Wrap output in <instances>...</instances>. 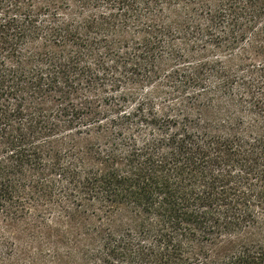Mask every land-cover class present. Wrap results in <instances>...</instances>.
I'll return each mask as SVG.
<instances>
[{
  "label": "trees",
  "instance_id": "16d2710c",
  "mask_svg": "<svg viewBox=\"0 0 264 264\" xmlns=\"http://www.w3.org/2000/svg\"><path fill=\"white\" fill-rule=\"evenodd\" d=\"M0 264H264V0H0Z\"/></svg>",
  "mask_w": 264,
  "mask_h": 264
}]
</instances>
